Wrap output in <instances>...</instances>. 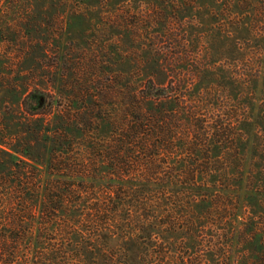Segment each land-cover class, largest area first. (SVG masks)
Returning <instances> with one entry per match:
<instances>
[{"label": "rangeland", "instance_id": "1", "mask_svg": "<svg viewBox=\"0 0 264 264\" xmlns=\"http://www.w3.org/2000/svg\"><path fill=\"white\" fill-rule=\"evenodd\" d=\"M200 13L82 0H0V214H20L23 190L40 183L38 171L11 162L4 152L8 147L19 153L29 149L38 161L51 149L41 141V131L52 136L58 128L79 137L83 132V139L53 156L57 168L67 157L79 166L106 145V119L152 117L151 108L162 100L151 104L139 98L151 86L180 98V106H173L181 130L191 117L231 124L237 134L253 121L252 137L258 135L264 148V124L259 127L264 121V25L218 23ZM32 92L45 93L51 107L31 114L24 100ZM96 157V165L81 169L90 176L77 181L105 183ZM193 200L184 203L187 217L194 215ZM236 203L226 201L229 222L223 224L213 212L205 227L193 228L187 221L174 233L91 231L83 241L93 252L83 264H264V233L252 242L251 231L240 224L242 202L233 224ZM54 240L63 238L52 234L46 242Z\"/></svg>", "mask_w": 264, "mask_h": 264}, {"label": "trees", "instance_id": "2", "mask_svg": "<svg viewBox=\"0 0 264 264\" xmlns=\"http://www.w3.org/2000/svg\"><path fill=\"white\" fill-rule=\"evenodd\" d=\"M82 1L194 9L200 10L201 18L209 21L264 25V0ZM143 94L139 96L143 102L154 104L162 100L161 104L151 108L152 117H126L115 122L103 120V126L109 130L106 145H101L104 148L99 147L100 151H92L99 155L90 154V159L83 160L79 166L67 157V162L57 168L53 156L64 153L63 148L73 141L83 139V132V137H79L78 132L67 133L65 130L62 133L58 128L52 136L41 131V141L51 149L47 147L38 161L31 157L29 149L19 153L8 147L9 151H4L14 165L23 163L25 169L30 167L38 171L40 183L34 189L28 185L27 191L23 190L26 196L21 199L20 214L11 210L0 214V264H43L42 261L47 264H83L87 253L93 252L83 241L91 231L117 234L158 228V231L165 229L174 233L187 221V225L193 228L205 227L204 220L213 212L217 224H223L221 221L225 219L229 222L226 212L230 208L226 201L233 199L237 202L234 214L237 218L233 224H238L242 202L245 218L240 224L251 231L252 242L264 233L259 228L264 226V148L258 135L252 137L253 121L237 134L231 124L210 123L202 117H191L181 130V120L176 117L178 109L173 106H180V98L166 89L152 86ZM141 101L137 102L140 104ZM24 105L33 115L51 107L48 96L42 92L29 93ZM262 124L264 121L259 127ZM92 148L95 150L97 145ZM19 154L24 157L22 160L18 159ZM96 156L100 157L105 183L93 181L85 184L83 180L90 175H84L81 169L97 163ZM32 161L35 164L30 163ZM98 176L94 174L92 177ZM55 177L66 179L59 182L52 179ZM77 178L84 179L77 181ZM97 193L104 197L90 199V195ZM191 199L195 204L194 215L187 217L184 209H189ZM213 201H216L215 205ZM184 203L188 205L183 208ZM52 234L62 237L63 241L57 243L59 240H54V244L49 245L46 240ZM26 241L28 245L25 247L23 243Z\"/></svg>", "mask_w": 264, "mask_h": 264}]
</instances>
